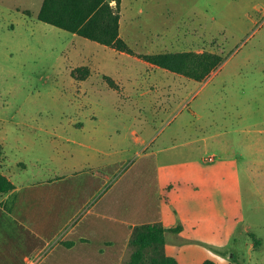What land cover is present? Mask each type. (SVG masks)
<instances>
[{"label":"rangeland","instance_id":"1","mask_svg":"<svg viewBox=\"0 0 264 264\" xmlns=\"http://www.w3.org/2000/svg\"><path fill=\"white\" fill-rule=\"evenodd\" d=\"M40 4L0 0V168L56 226L74 205L114 227L115 251L126 225L158 223L177 264H264V0H122L130 52L39 21ZM182 53L223 62L197 82L142 58ZM160 74L128 98L126 77Z\"/></svg>","mask_w":264,"mask_h":264},{"label":"crops","instance_id":"2","mask_svg":"<svg viewBox=\"0 0 264 264\" xmlns=\"http://www.w3.org/2000/svg\"><path fill=\"white\" fill-rule=\"evenodd\" d=\"M120 30L119 20V34ZM150 68L157 70L159 67L150 65ZM162 71L167 74L166 70ZM131 78V75L126 77L130 89L128 98L136 94L140 97L147 95V90L143 91L151 84L158 89H165L168 86V77L163 74L145 78L138 77L133 79V82ZM114 81L123 93L126 86L121 77L114 75ZM159 81H161L160 85H158ZM175 82L177 81L173 80L172 83L175 87L171 85L170 88H176L177 83ZM161 98L164 100V96L161 97L156 92L153 101L158 102ZM4 163L7 161H0V167H3ZM0 172L13 185V189L0 198V264H123L127 261L130 255L128 241L135 224L126 225L128 228L122 234V245L115 251L114 241L109 237H103L104 231L114 232V227L102 228L96 224H84L83 217L78 218V212L75 213L74 205L66 224L56 226L59 220L55 217L54 209L51 207L50 210L46 203L38 207V195L32 191L22 192L24 187L29 190L33 189V184H16L12 174H7L2 168ZM45 183L47 182H41V184ZM87 188L84 181L77 191L86 192ZM63 199L69 200L70 203L75 202L71 194L63 193ZM84 204L85 201L80 205L79 210ZM110 219L114 221V217ZM119 223L125 224L123 221ZM95 240L97 242H94ZM67 241H72V246H65L64 242Z\"/></svg>","mask_w":264,"mask_h":264},{"label":"trees","instance_id":"3","mask_svg":"<svg viewBox=\"0 0 264 264\" xmlns=\"http://www.w3.org/2000/svg\"><path fill=\"white\" fill-rule=\"evenodd\" d=\"M122 0H43L37 19L68 33L86 38L121 52H130L119 34L120 4ZM29 15V11H26ZM153 65L182 74L197 82L216 71L223 58L210 53H182L144 55ZM85 76V75H84ZM13 185L0 172V198ZM166 229L158 223L135 225L128 241L130 255L125 264H177L164 253ZM72 246V241L64 242ZM202 264H216L206 260Z\"/></svg>","mask_w":264,"mask_h":264}]
</instances>
